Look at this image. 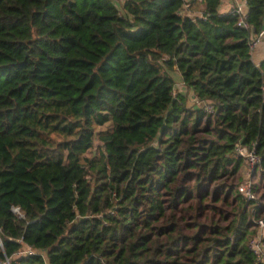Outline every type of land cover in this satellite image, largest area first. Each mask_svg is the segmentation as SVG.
<instances>
[{"label": "trees", "instance_id": "1", "mask_svg": "<svg viewBox=\"0 0 264 264\" xmlns=\"http://www.w3.org/2000/svg\"><path fill=\"white\" fill-rule=\"evenodd\" d=\"M222 3L0 0V264H264V204L220 182L238 144L264 166V0L248 27ZM234 193L229 224L201 221Z\"/></svg>", "mask_w": 264, "mask_h": 264}, {"label": "rangeland", "instance_id": "2", "mask_svg": "<svg viewBox=\"0 0 264 264\" xmlns=\"http://www.w3.org/2000/svg\"><path fill=\"white\" fill-rule=\"evenodd\" d=\"M171 74L176 81L175 96L182 95L185 97L189 107L198 106V104L195 103L193 93H191L190 89L185 86L183 79H181L180 72L176 70L172 71ZM212 116L214 119L216 118L215 114H212ZM215 125V122H212L210 125L207 123V119H202L200 126L203 131L205 128H211L213 130ZM96 144L98 145L99 142ZM91 153H93V151L89 154ZM246 179H251L253 181L257 197L256 199H260L259 201L264 204V166L262 163L252 167L244 158H242L241 168L238 172L226 175L220 180V182H223L225 185L236 184L239 187V185ZM213 196H215V192H213ZM223 196L224 199H214L211 196L204 199L201 205V210H198L201 215L200 219L203 223L209 224L211 220L215 218V220L219 221L221 224H229L235 217L240 203L239 200L236 198L235 193L231 196H228L227 194H224ZM14 211L19 214L22 210L20 207H15Z\"/></svg>", "mask_w": 264, "mask_h": 264}, {"label": "built area", "instance_id": "3", "mask_svg": "<svg viewBox=\"0 0 264 264\" xmlns=\"http://www.w3.org/2000/svg\"><path fill=\"white\" fill-rule=\"evenodd\" d=\"M230 11L234 15L238 16L239 25L248 27V24L245 21V15L247 12V0H236V2L233 3V6ZM263 37L264 30L254 36L251 44V49L254 48L258 41L261 40V38ZM207 109L212 110L213 107L211 105H207ZM236 156L244 158L247 163L252 167L257 166L261 163V157L256 154L254 149H248L241 144H238L236 147ZM238 189L240 193H242L248 199L257 198L254 189V183L251 179L244 180V182L239 185ZM255 227L257 228V231L256 234L253 235L250 239V246L256 255L258 263H262L264 262V216H260L256 219ZM26 252L33 253V250L29 248Z\"/></svg>", "mask_w": 264, "mask_h": 264}, {"label": "crops", "instance_id": "4", "mask_svg": "<svg viewBox=\"0 0 264 264\" xmlns=\"http://www.w3.org/2000/svg\"><path fill=\"white\" fill-rule=\"evenodd\" d=\"M236 0H223V3H222V8L226 11H229L232 6H233V3H235ZM198 6H200L201 4H197ZM245 10H246V5H245ZM192 13L194 15H201L202 12L199 10V9H196L195 11H192ZM251 54H252V57L254 59V61L257 63V64H260V62L262 60H264V37L261 38V40L258 41V43L255 45L254 48H252L251 50ZM181 76V74H180ZM181 79H182V76H181ZM191 93H193L192 90H190ZM193 97L195 99V103L198 104L197 100H196V96L195 94L193 93ZM199 106V105H198Z\"/></svg>", "mask_w": 264, "mask_h": 264}]
</instances>
